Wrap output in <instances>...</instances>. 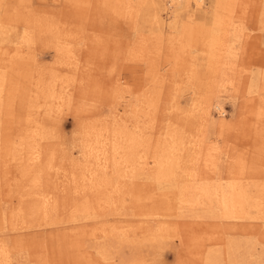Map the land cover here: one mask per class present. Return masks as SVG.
<instances>
[{
  "label": "rangeland",
  "instance_id": "obj_1",
  "mask_svg": "<svg viewBox=\"0 0 264 264\" xmlns=\"http://www.w3.org/2000/svg\"><path fill=\"white\" fill-rule=\"evenodd\" d=\"M137 2L0 0V264H264V207L192 215L264 181V0L162 11L161 32Z\"/></svg>",
  "mask_w": 264,
  "mask_h": 264
},
{
  "label": "bare ground",
  "instance_id": "obj_2",
  "mask_svg": "<svg viewBox=\"0 0 264 264\" xmlns=\"http://www.w3.org/2000/svg\"><path fill=\"white\" fill-rule=\"evenodd\" d=\"M191 2V3H190ZM205 2L204 0H138L137 2V7H136V12L138 17H140L142 20L149 22L151 24V26H156L158 27V29L164 30L162 29L165 25L166 22V17L162 16V11H164V13L166 15H172L173 17H178L181 15L182 12H184V10L187 7H192L198 11H205ZM207 7V6H206ZM205 13V12H203ZM178 19V18H177ZM174 20V19H173ZM148 23V24H149ZM175 25V23H174ZM157 29V31H158ZM235 31H231L229 32L230 35H225V40L228 42V44H231L232 41L234 42V40H238V36H236ZM236 38V39H235ZM29 39V38H28ZM230 58H234L235 56H228ZM1 74V73H0ZM157 82V81H156ZM1 86V85H0ZM253 91H255V86L253 88ZM2 93L0 91V97H1ZM3 97V96H2ZM124 96H116L115 98V103L118 104V106H121L122 109L128 108L130 107L129 104H127L124 99ZM127 101V100H126ZM132 106V105H131ZM202 108V107H201ZM137 110V109H136ZM215 110L218 114H222L223 113V107L222 106H216ZM216 113V114H217ZM151 114V113H150ZM48 119V118H47ZM214 118H212V124L214 123ZM84 125V124H83ZM44 127V126H43ZM82 127V126H81ZM130 130V129H129ZM117 131V130H116ZM115 131V132H116ZM121 131V130H119ZM45 138V137H44ZM114 138V137H112ZM115 143H114V147H113V152L114 155H117L122 157H125L127 155H129L130 160H133V162H131V166L129 167V170L131 171L132 174H137V167H135V165H137V161L139 158L136 155V147L137 144L139 142V137H136L135 135L129 133L126 129L125 131L123 130L122 132H117L115 133ZM128 142L129 145L124 146L122 144V142ZM142 143V142H141ZM140 146V145H139ZM138 149V148H137ZM112 150V149H111ZM110 150V151H111ZM138 151V150H137ZM111 154V155H112ZM113 155V156H114ZM142 157V156H141ZM154 157V162H156L158 154L154 153L153 155ZM147 158V157H146ZM145 158V159H146ZM120 159V160H122ZM117 160V159H116ZM124 160V159H123ZM122 160V161H123ZM127 160V158H126ZM125 161V160H124ZM116 162V161H115ZM127 162V161H125ZM128 162V163H130ZM137 164H136V163ZM140 162V161H139ZM120 163V162H119ZM118 163V164H119ZM127 163V164H128ZM146 163V162H145ZM115 165V164H114ZM121 165V164H119ZM129 165V164H128ZM147 165V164H146ZM145 165V166H146ZM124 166V165H123ZM127 167V166H126ZM144 167V166H143ZM118 168V167H117ZM117 170V169H116ZM162 171V169H161ZM153 172V171H152ZM238 183V182H237ZM236 183V184H237ZM236 184L233 182H228L225 181L221 184V187L219 188V192H218V198L217 200V207H214V203L212 204V206H208L206 209H216L215 211H211L213 213H210V210L205 211V207L201 208L202 210L204 209V212H201V209H196V212L193 215L194 218H205V217H219V218H224V219H229V218H235V219H256L259 218L262 212V209L264 207V181L262 183L259 184H255V186H253L254 188L256 187V194L252 195L250 194V185L247 187V193H245V195L242 194V196L240 194H238L237 192H231V190L235 189L234 186L236 187ZM220 185V183H219ZM216 187V185H215ZM218 187V186H217ZM216 187V188H217ZM252 187V188H253ZM161 188V187H160ZM167 188V187H166ZM171 188V187H170ZM170 188H167L170 190ZM214 188V187H213ZM236 190V189H235ZM245 190V189H244ZM243 190V192H244ZM230 191V193H229ZM213 192V190H212ZM211 192V193H212ZM241 192V193H243ZM237 195H236V194ZM252 193V192H251ZM254 193V192H253ZM167 194V193H166ZM165 194V195H166ZM214 194V193H213ZM212 195V194H211ZM167 197V196H166ZM205 197V196H203ZM202 197V198H203ZM204 199V198H203ZM210 199V196H209ZM170 201V200H169ZM200 201V200H199ZM213 201V200H212ZM202 202V201H201ZM211 202V201H210ZM198 203V202H197ZM196 203V204H197ZM212 203V202H211ZM210 203V204H211ZM103 204V203H102ZM206 204V202H205ZM100 205V204H99ZM90 206V205H89ZM104 206V205H103ZM92 208V206L90 207ZM182 210V209H181ZM180 210V211H181ZM198 210V211H197ZM194 212V210H193ZM181 213V212H179ZM157 217V216H156ZM74 220V219H72ZM3 222V219L1 217V212H0V223ZM162 229V228H161ZM161 229H157V230H161ZM156 239V237H155ZM154 240V239H153ZM157 241V240H156ZM159 242V240H158ZM157 242V243H158ZM149 244V243H148ZM164 244V243H163ZM157 247V246H156ZM238 247V246H237ZM1 248V247H0ZM3 248V247H2ZM112 248V247H111ZM147 248V247H146ZM163 249V248H162ZM107 250V249H106ZM104 251L102 250V255L107 258L110 257V253L111 251ZM112 250V249H111ZM149 251V250H148ZM4 248H3V251ZM114 252V250H113ZM112 252V253H113ZM153 252V251H152ZM236 248L233 247V245H228L227 246V251L226 253L228 254V262L229 264H241L243 263V261L237 257L236 255ZM1 253V252H0ZM154 254V253H153ZM101 255V256H102ZM160 256V254H158ZM5 256V254H3V257ZM219 256L218 253H213L212 255H209V258L206 259V264H212V260L211 258H214V260H217V257ZM6 257V256H5ZM155 257V256H154ZM5 260V258H4ZM106 260V259H105ZM156 260V259H155ZM163 260V259H162ZM10 261V260H9ZM249 261V260H247ZM160 263V260L157 261V263ZM158 263V264H159ZM219 263V262H218ZM154 264V263H152Z\"/></svg>",
  "mask_w": 264,
  "mask_h": 264
}]
</instances>
